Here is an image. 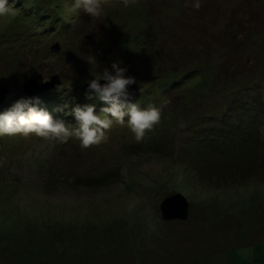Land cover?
<instances>
[{"label": "rangeland", "instance_id": "1", "mask_svg": "<svg viewBox=\"0 0 264 264\" xmlns=\"http://www.w3.org/2000/svg\"><path fill=\"white\" fill-rule=\"evenodd\" d=\"M8 2L18 11L0 17V95L9 91L0 112L39 97V107L75 126L72 108L92 103L87 81L117 61L140 88L134 101L144 103L175 65L183 74L199 66L195 73L202 75L215 64L221 74L208 95L216 108H201L204 100L191 98L193 92L186 101L173 93L184 78L149 100L168 104L139 142L126 123H114L106 142L87 149L75 138L3 136L0 264H264V119L258 134L245 114V129L234 124L224 130L230 137H208L237 122L231 114L237 102L219 97L225 85L251 102L260 83L264 90V0H197L198 9L193 0H128L127 7L104 0V17L82 14L76 24L63 14L66 0ZM32 80L28 92L35 94L28 96L24 87ZM96 103L99 113L104 104ZM191 135L212 149L197 152ZM208 139L216 145L203 144ZM245 142L248 150L240 153ZM180 162L190 165L187 174ZM237 170L238 178L228 176ZM178 193L190 203L189 218L167 222L160 206ZM157 220L164 222V241ZM241 249L250 251L247 258Z\"/></svg>", "mask_w": 264, "mask_h": 264}, {"label": "clouds", "instance_id": "2", "mask_svg": "<svg viewBox=\"0 0 264 264\" xmlns=\"http://www.w3.org/2000/svg\"><path fill=\"white\" fill-rule=\"evenodd\" d=\"M27 2V0H26ZM128 6V0H124ZM192 6L199 8L197 0ZM18 9L10 5L8 0H0V17L14 16ZM104 0H70L63 5V14L72 24H76L81 15L92 20L105 16ZM89 63L97 65L92 57ZM127 69L120 62H113L104 67L93 78L87 81L85 99L92 101L83 105H76L71 110L76 124L66 123L64 120L54 119L45 109L39 107V97H23L17 100L10 108L0 112V137L3 136H29L35 135L43 139H52L66 143L70 138L79 140L80 146L87 149L100 145L108 139L107 131L114 123L124 126L125 123L139 142L147 131H151L160 122L163 109L168 101L164 100L159 106L149 104L141 107L139 102L132 98L129 86L136 83L134 78L126 75ZM103 81L104 83H101ZM103 102L104 107L97 113V103ZM127 118V119H126ZM240 254L247 258L248 249H241Z\"/></svg>", "mask_w": 264, "mask_h": 264}, {"label": "trees", "instance_id": "3", "mask_svg": "<svg viewBox=\"0 0 264 264\" xmlns=\"http://www.w3.org/2000/svg\"><path fill=\"white\" fill-rule=\"evenodd\" d=\"M4 57H8L6 56V54H3ZM2 57V56H1ZM0 57V58H1ZM208 64V63H207ZM236 67V66H235ZM169 68V67H168ZM176 68H178V65H175L174 68H171L169 70L166 71V74L168 76V82H165L163 83V81H160L158 83V85L155 86V88L157 87L158 90L155 92L154 91H151L145 98H146V101L145 103L142 102L144 99L141 97L140 100L136 101V102H139L141 107H147L149 105V103L153 100L151 99H155L156 97H161L165 91H173V87L176 83H174L175 81H177L178 79L180 78H184L186 79V82H185V86L182 87V89H179L177 91H174L173 93L177 92L181 97H184V101L188 100L187 99V92H193V96L191 98H195L198 96L203 98V104L201 105V108H207L208 105L212 106V107H218L217 105H211V102H212V98H210L208 95H211L210 92L212 91V88H213V82H214V78L219 76L221 74L220 70H219V67L215 66H212V65H207L205 68H203L204 70V73L201 75H198V73H195L199 70V66H196V68H193L191 70H189L187 73L183 74V68L180 69V70H177L176 71ZM199 72V71H198ZM163 84V85H162ZM207 84V85H206ZM162 85V86H161ZM165 85V86H164ZM234 85L230 84V85H225L223 90L224 92H222L219 97L225 99L229 104H233V102H237L235 104V106H238L239 109L231 112V114H234L232 116H235L237 117V122L235 121H231L229 122V124L227 125L228 127H220V133H217L214 131V135L212 134L213 133V130L211 131V133L208 135V137H213V138H216L218 139L216 136L217 135H224V136H228L230 137L229 134H227L226 132H224V130L226 131L229 130L231 128V126H233L234 124H236V131L237 130H241V129H245L246 126H245V114H247L248 116H252L253 118L251 119L252 121V124L254 125V129L255 130H251L252 133L254 134H258L260 133V126L263 122V119H264V116H261L259 117V115L263 114L264 115V94L262 92H264L263 90V85L260 83L259 84V89L261 90L260 91V96H258L257 98H253V102H251L250 100H248L247 98H241L239 99L237 96H236V93L238 92V89L237 87H233ZM140 89V88H139ZM155 92V93H154ZM140 94H141V91H140ZM143 94V92H142ZM215 98V97H214ZM216 99V98H215ZM151 100V101H149ZM240 100V101H239ZM181 100H179V103H180ZM213 103V102H212ZM215 103V102H214ZM241 104V107L239 106V104ZM216 104V103H215ZM242 104H245V105H242ZM226 106V105H225ZM224 110L226 109H220V111H223L221 113H226ZM249 110V111H248ZM179 111H180V107H179ZM55 113V115H57V111H52V113ZM237 116H236V115ZM228 116V115H227ZM241 117H244L241 119ZM127 119V118H126ZM239 119V120H238ZM168 121V119H167ZM235 122V123H234ZM195 144H198V151L197 152H202L201 154H204L205 151H209L212 149V147H202V138L201 140H198V139H194V137L191 135L189 136ZM176 139V137L173 138V140ZM251 141L255 142V143H258L260 140L256 139V138H250ZM255 139V140H254ZM0 140H2V137H0ZM222 140V139H221ZM234 140V139H233ZM220 141V140H219ZM218 141V142H219ZM232 141V140H231ZM246 141V140H245ZM186 142V141H185ZM205 143L203 144H207L209 142L210 146H213V145H216V143H212L213 141H211V139H208L206 141H204ZM249 142V141H248ZM248 142H245L243 143L242 145H240L239 147V152H246L248 150L247 148V144ZM242 146V147H241ZM186 150H187V147H186ZM184 150V151H186ZM190 150V149H189ZM188 150V151H189ZM246 150V151H244ZM182 151V149H181ZM183 152V151H182ZM195 159H198L199 157H196L197 155H193ZM200 157H202V155H200ZM174 161V160H172ZM190 161V160H189ZM189 163V162H188ZM183 163L180 162L179 165L178 164H175V165H178L180 167V169L182 170V173L184 171L185 174H187V172L190 170L188 169L190 165H182ZM233 173L231 175H228V174H225V175H228L230 176L232 179H236L238 178V175L239 173L238 170L236 172L232 171ZM264 172V167H262V171L261 173ZM226 173V172H225ZM260 173V175H261ZM125 177V176H124ZM125 180V179H124ZM124 180H123V183H124ZM192 180V178H191ZM139 181V180H138ZM107 183H108V180H107ZM174 191H172L173 193ZM171 194V192L169 193ZM173 196V195H171ZM169 196V197H171ZM162 215V214H161ZM163 219V217H162ZM165 220V219H163ZM157 225H155L154 229H155V232H157V235L159 237V240L161 239V241H164V236H165V233H163V229H160V224H164V222H160L159 220H157ZM167 221V220H165ZM167 222H172V221H167ZM182 222V221H180ZM131 231V230H130ZM141 231V230H140ZM145 230H142V235H140L139 237L140 238H144L146 235V233H144ZM132 232V238H135L137 234H135L134 230L131 231ZM140 233V232H139ZM144 236V237H143ZM147 237V236H146ZM145 242H147V240L144 238L143 239ZM156 239H154L155 241ZM158 241V239H157Z\"/></svg>", "mask_w": 264, "mask_h": 264}, {"label": "water", "instance_id": "4", "mask_svg": "<svg viewBox=\"0 0 264 264\" xmlns=\"http://www.w3.org/2000/svg\"><path fill=\"white\" fill-rule=\"evenodd\" d=\"M34 80L27 83L24 87V91L28 94V96H34L35 92H28V89L32 90V85L36 86ZM101 83H104L101 81ZM48 86V85H47ZM53 86V85H49ZM43 88H39L36 91L40 92ZM46 89V88H45ZM2 88L0 87V91ZM33 91V90H32ZM8 90H5L1 93L0 97V104L4 101L6 95L8 94ZM129 92L132 94L133 100L140 95V89L138 86H129ZM161 214L163 219L167 221H187L189 218V211H190V203L182 194L178 193L171 197L166 198L161 206Z\"/></svg>", "mask_w": 264, "mask_h": 264}]
</instances>
